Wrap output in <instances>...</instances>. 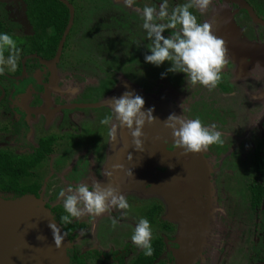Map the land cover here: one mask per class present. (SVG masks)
Here are the masks:
<instances>
[{
  "label": "rangeland",
  "instance_id": "obj_1",
  "mask_svg": "<svg viewBox=\"0 0 264 264\" xmlns=\"http://www.w3.org/2000/svg\"><path fill=\"white\" fill-rule=\"evenodd\" d=\"M70 1L76 18L68 35L69 52H65L60 68H67V62L71 60L80 62V65L76 67L74 63L70 70L58 71L60 82L77 85L80 77L86 78V82L94 78V75L86 76L89 72L84 73L81 66L83 53L80 51L85 49L87 61L96 69H102L101 65L112 69L114 76L112 88L103 92L99 100L118 97L121 92L129 91L143 98L142 110L151 108L154 118L151 123L145 121L141 129L140 150L133 147L129 132L119 129L118 135L111 141L104 132L106 138L102 148L106 156L94 181L102 188L111 186L117 189L126 199L139 198L143 201L150 196L153 198L155 203L150 204L148 212L141 211V217L148 219L152 239L163 238L164 255L171 254L172 264H259L258 260L264 252V198L258 210L251 211L247 183L253 175V149L260 141L263 143L261 151L264 159V23L254 22L232 0H210L208 9L202 15L190 9L197 16V22L211 24L213 34L224 41L225 64L234 66V73L231 76L228 74L231 81L227 89L223 68L221 81L209 89L186 83L182 73L169 72L161 77L160 73L169 66L167 61L159 67L144 62L150 41L144 37L140 27L142 18L138 9L145 4L156 5L159 0H137L131 8H125L122 0ZM247 1L256 15L264 19V0ZM185 2L187 0H168L169 10ZM16 3V0H0V21L5 27L3 31L9 35L16 29L18 32L26 29L24 27L20 31L19 22L10 21L9 15L6 16L7 7ZM18 19V16L15 17V20ZM169 34L170 30H165L164 35ZM73 51L77 55L72 56ZM78 53L81 55L78 56ZM127 57L130 59L126 61ZM132 71H137L140 77L130 76ZM233 84L243 90L240 100L232 96L236 91V87L231 91ZM247 99L251 100L246 102ZM105 108L110 109V104ZM228 108L234 109L236 118L234 115L231 118H235V122L226 116ZM170 113L184 119L199 118L202 125L214 126V130L221 134V142L197 153L184 154L174 145L171 129L164 124ZM234 123L237 128L241 124L239 130L233 131ZM86 137L79 136L84 149L88 143ZM102 138L98 136L97 142ZM171 139L170 147L166 148L164 144ZM62 143V149L59 145L53 146L54 157L61 154L65 158L73 153V148H69L64 141ZM14 150H17L15 145ZM46 162L34 168L38 180L49 172V163ZM116 164L122 167L113 168ZM50 165L54 166V163ZM106 172L110 175H105ZM140 178H149L150 184L137 180ZM29 199L32 200L31 196ZM44 202L46 200L37 198V203L49 211ZM129 208L134 213V208ZM113 212L116 214L115 208ZM86 216L74 218L87 223L85 231L90 225ZM98 217L91 221L93 228L98 224ZM138 220L123 228L118 225L112 244L106 246L102 242V257H98L99 261L94 264H116L114 259L105 262V257L115 258L113 253L117 251L125 264H133L135 251L139 248L130 237ZM93 228H90L89 235L95 237ZM68 247L67 239V264Z\"/></svg>",
  "mask_w": 264,
  "mask_h": 264
},
{
  "label": "flooded vegetation",
  "instance_id": "obj_2",
  "mask_svg": "<svg viewBox=\"0 0 264 264\" xmlns=\"http://www.w3.org/2000/svg\"><path fill=\"white\" fill-rule=\"evenodd\" d=\"M13 1L9 0V2ZM16 1V4H11L12 6L7 7L8 14L6 16L9 15L10 21L19 22L20 31L24 27L26 29L24 32H18V29H16L11 35L20 49L15 70L10 72L5 71L4 74L0 75V163L5 164L7 162L11 163V165L25 167L26 172H20L15 178L17 183L19 186L27 184L36 185V188L34 191L29 190L18 194L15 191L6 190L0 186V198L13 200L24 195H29L44 201L46 200L44 202L46 208L49 209L63 230L66 239H68L69 264H94V262L99 261L98 257H102L100 254L102 242H105L106 246L112 244L113 237L118 233V225L123 228L124 225L130 224V222L132 224L137 219H140L141 211L148 212L151 208L149 207L150 204H154L155 201L153 198H150L151 196L143 201L142 199L139 200V198H128V204L134 208V213L128 208L125 212L123 211L125 215L121 216L122 211L120 209H115L116 214L112 209V211L110 210L99 215L97 218L98 224L97 226L95 225V228H93L91 221L96 216L92 218L90 215H87L86 219L90 225L86 231L87 223L85 221L72 217L69 218L68 222L60 219L66 213L63 211L62 197H58V192L61 189H66L69 184L73 186L80 182L91 184L96 180L95 175H97L99 165L106 156L103 154L102 145L106 138L104 132H107V130L104 125L100 124V120L110 113V109L106 110L105 108L110 102L108 99L99 100V98L103 92H107L112 88L114 76L111 73L112 69H108L103 65H101L102 69H96L91 62L87 61V56H85L87 53H85L84 49L80 51L81 54L83 53L81 66L84 73L89 72L86 76L94 75V78H90L88 81L90 84L86 82V78L81 79V77L77 85L75 83L71 85V82L61 83L58 78V71L70 70L74 63H76V67L80 65V62L71 60L67 62V68L65 66L60 68L65 59V52H69L67 51L68 35L73 28L72 26L76 18L73 3L70 0H66L73 10L71 23L66 32H64L68 24L69 10L62 1L57 0L65 6L67 19L64 26L60 28H57L54 22L47 23L49 18L45 21H38L34 15H30L26 0ZM232 1L239 6L235 0ZM245 1L248 3L247 0ZM252 10L254 11L253 8ZM17 16L19 19L15 20ZM42 17L45 18V15ZM256 17L260 19L257 15ZM250 19L252 18L250 17ZM254 22L259 23L257 21ZM4 29V24L0 21V31ZM14 33L23 34L16 35ZM57 36H59L58 40L53 44L52 39L57 38ZM61 40L62 42L60 43ZM4 54L7 55V51ZM81 54L78 53V56ZM91 54L90 56H92ZM71 55L75 56L77 53L73 51ZM134 55L132 54V56ZM129 59L127 57L126 61ZM85 60L88 63H85ZM133 67L137 68L135 65ZM233 67L231 64H224L222 67L224 71L222 73L223 81L225 82L226 89L230 86L228 82L231 80L228 74L231 76V73H234ZM113 71L116 70L113 69ZM131 73L129 75H132V77H140L137 71L136 73L133 71ZM147 73L149 72H146V76ZM143 78L145 77L143 76ZM64 81H66L65 78ZM231 86H234L233 90H231L233 92L236 86L235 84ZM242 91L236 87V91L232 96L235 95V98L240 100L242 98ZM228 97H231V95ZM250 100L247 99L246 102ZM233 110V108H228L226 116L234 121L236 116ZM233 115L235 118H231ZM241 124L238 128L235 124L233 131L239 130ZM120 129L122 132H129L128 129L124 130V127ZM80 135L87 136L86 141L88 143L85 147L86 149L80 143ZM98 136H103L99 143L97 142ZM63 141L69 148L74 149L73 153L65 158L61 154L54 157L53 146L56 144L62 149L61 143ZM171 141L172 139L169 143L166 142L164 144L166 148L167 146L170 147ZM14 145L17 150H14ZM43 161L49 163V172L47 176L38 180V177L35 176L34 168H37L39 163ZM52 163H54V166L50 165ZM9 175L8 169L3 167L0 171L1 185V182H7ZM137 180L146 181L147 184H150L149 178ZM56 199L58 200L56 201ZM250 210L256 211L251 208ZM116 215L119 216L118 219ZM112 219L117 220L115 225H113ZM239 220L242 221L243 219L240 217ZM91 227L93 228L92 232H95V237L89 235ZM151 244L153 249L152 255L145 256L142 250L137 249L133 264H172L173 258L171 254L166 253V256L164 255L165 243L163 238L155 237L151 239ZM127 250L133 253L129 248ZM154 253L157 254L154 256ZM113 254L116 257H105V262H112L114 259L116 264H125L123 257L118 256V251ZM263 258L264 252L258 260L259 264H264Z\"/></svg>",
  "mask_w": 264,
  "mask_h": 264
},
{
  "label": "clouds",
  "instance_id": "obj_3",
  "mask_svg": "<svg viewBox=\"0 0 264 264\" xmlns=\"http://www.w3.org/2000/svg\"><path fill=\"white\" fill-rule=\"evenodd\" d=\"M137 0H122L125 8H131ZM210 0H187V2L172 7L169 10L168 0H159L156 5L145 4L138 9L142 18L140 27L144 37L150 41L148 54L143 60L155 67L163 62H169L166 73H182L186 83L201 85L209 89L214 88L220 81L222 66L226 63L224 41L215 36L211 24L197 22V16L190 9L197 10L201 15L208 9ZM170 30L169 35H164ZM7 51V55H5ZM20 49L16 41L7 32L0 31V75L5 71H14L17 66ZM110 113L100 120L107 130L109 140H114L121 127L127 128L136 150L141 149L142 127L154 118L152 109L143 108V98L132 92L125 91L119 97H111ZM118 122V123H117ZM175 146L182 149L184 154L197 153L207 146L221 142V134L214 130V126L202 125L199 118L184 119L180 115L170 113L164 120ZM122 165H113L121 168ZM105 175H110L106 172ZM62 197V208L65 215L61 220L68 222L69 218H79L84 215L99 216L111 209L127 210L129 204L123 194L117 189L101 187L93 181L91 184L80 182L75 186L69 184L66 189L58 192ZM125 215L122 211L121 216ZM113 225L117 223L112 219ZM48 228L52 234L53 245L59 248L62 240L55 220H50ZM131 242L143 255L151 256L152 230L148 219L141 217L134 225Z\"/></svg>",
  "mask_w": 264,
  "mask_h": 264
},
{
  "label": "water",
  "instance_id": "obj_4",
  "mask_svg": "<svg viewBox=\"0 0 264 264\" xmlns=\"http://www.w3.org/2000/svg\"><path fill=\"white\" fill-rule=\"evenodd\" d=\"M62 1L69 10L66 32L72 19V6ZM248 15L259 23L251 6L245 0H235ZM62 40L60 41V43ZM60 47V45H59ZM24 195L13 200L0 198V264H67L65 248L67 239L57 223L62 236L59 248L53 245L52 234L48 228L54 220L37 198Z\"/></svg>",
  "mask_w": 264,
  "mask_h": 264
},
{
  "label": "trees",
  "instance_id": "obj_5",
  "mask_svg": "<svg viewBox=\"0 0 264 264\" xmlns=\"http://www.w3.org/2000/svg\"><path fill=\"white\" fill-rule=\"evenodd\" d=\"M28 3V13L34 15L38 21H45L48 18L47 23L54 22L57 25V28L63 27L67 19V10L65 6L57 0H26ZM49 1V2H47ZM45 15V18L42 16ZM41 16V17H38ZM53 38V44L58 40ZM263 145L262 141L258 143L257 146L253 149V175L250 181L247 183L248 190V203L249 207L252 210H257L264 197V159L261 151V146ZM0 163V171L3 167L8 169L9 178L7 182H1L0 184L3 189L15 191L18 194L24 193L26 191H34L36 185L27 184L19 186L16 181V177L20 172H26L25 167L11 165V163ZM157 253H154V256ZM152 256V257H154ZM264 262V258L262 259Z\"/></svg>",
  "mask_w": 264,
  "mask_h": 264
}]
</instances>
